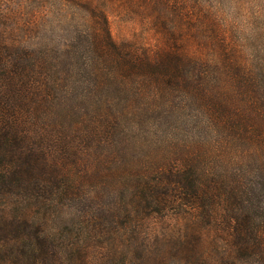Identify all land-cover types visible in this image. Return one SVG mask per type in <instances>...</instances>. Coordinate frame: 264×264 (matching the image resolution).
<instances>
[{
  "label": "trees",
  "instance_id": "obj_1",
  "mask_svg": "<svg viewBox=\"0 0 264 264\" xmlns=\"http://www.w3.org/2000/svg\"><path fill=\"white\" fill-rule=\"evenodd\" d=\"M0 264H264V0H0Z\"/></svg>",
  "mask_w": 264,
  "mask_h": 264
},
{
  "label": "rangeland",
  "instance_id": "obj_2",
  "mask_svg": "<svg viewBox=\"0 0 264 264\" xmlns=\"http://www.w3.org/2000/svg\"><path fill=\"white\" fill-rule=\"evenodd\" d=\"M109 21L112 34L117 40L132 39L143 32L142 21L139 17L124 5L122 6L120 2L114 4Z\"/></svg>",
  "mask_w": 264,
  "mask_h": 264
}]
</instances>
